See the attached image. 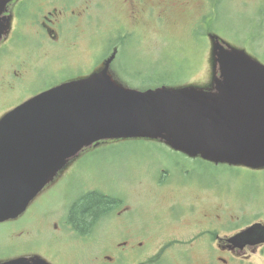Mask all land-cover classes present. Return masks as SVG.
Wrapping results in <instances>:
<instances>
[{
    "label": "flooded vegetation",
    "instance_id": "flooded-vegetation-1",
    "mask_svg": "<svg viewBox=\"0 0 264 264\" xmlns=\"http://www.w3.org/2000/svg\"><path fill=\"white\" fill-rule=\"evenodd\" d=\"M114 2L125 8L132 33L151 16L162 19L188 7L187 0ZM98 5V0H14L9 4L10 28L0 40V107L5 108L0 118L53 86L100 70L107 55L100 52L99 18L93 12ZM115 34L107 42L112 44L111 51L116 50L110 70L121 80L128 71L116 59L128 37L118 29ZM151 141L161 154L128 161L115 175L101 177L94 171L110 165L108 160L91 161L107 148L125 145L121 140L99 142L69 161L23 214L12 220L17 223L26 213L34 216L32 208L39 207L37 218L42 223L37 232L40 235L46 229L53 237L51 251L36 248L28 223L16 225L9 235L13 244H31L35 249L15 250L13 257L38 255L50 264H207L212 253L226 263L224 255L245 258L264 246L238 247L227 240L252 223L264 224V217L254 207L252 211L240 206L230 209L228 194L218 184L190 175L195 160L211 162ZM252 213L250 222L234 227ZM64 241L76 255L70 262L60 254Z\"/></svg>",
    "mask_w": 264,
    "mask_h": 264
},
{
    "label": "water",
    "instance_id": "water-1",
    "mask_svg": "<svg viewBox=\"0 0 264 264\" xmlns=\"http://www.w3.org/2000/svg\"><path fill=\"white\" fill-rule=\"evenodd\" d=\"M12 0H0V39L9 30ZM208 86L125 87L108 71L65 82L0 118V222L21 214L82 149L101 140H159L214 163L264 168V65L211 34ZM264 242L254 223L227 239ZM0 264H49L39 256Z\"/></svg>",
    "mask_w": 264,
    "mask_h": 264
},
{
    "label": "rangeland",
    "instance_id": "rangeland-1",
    "mask_svg": "<svg viewBox=\"0 0 264 264\" xmlns=\"http://www.w3.org/2000/svg\"><path fill=\"white\" fill-rule=\"evenodd\" d=\"M114 1L98 0V8L93 7V12H97L99 18L100 52L108 47L110 49L112 44L107 42L116 36L117 29L124 35L127 34L128 38L122 45V49L125 47L126 50L120 52L116 62L125 64V70L129 73L124 76L125 80L119 81L129 87L146 89L161 84H207L211 79L210 32L231 45L244 49L264 64V0H187L188 7L176 9L162 19L151 16L134 33L130 30L125 8H120ZM4 109L0 107V114ZM122 143L125 145L99 152L100 155L91 161L96 164V161L104 158L110 162V165L94 169L102 174L101 177L124 170L128 161L145 157L150 160L148 156L161 154L156 150L154 141L137 139ZM119 154L125 156L122 158ZM161 158L166 159L165 152ZM194 163L195 166L189 168L190 175L194 178H208L218 184L228 194L230 209L236 211L237 206H240L246 211H252L254 207L255 212L264 217V168L253 169L196 160ZM32 209L34 216L26 213L17 223L11 220L0 223V257H13L16 255L12 254L15 250L19 252L35 249V246L42 247L48 253L51 251L49 247L53 243V237L49 236L46 229H41L38 235L37 228L42 223L37 218L39 207ZM253 216V213L247 214L249 220L244 218L243 223L235 224L234 227L250 222ZM28 223L32 236L36 237L35 246L22 242L13 244L12 236L9 235L13 228ZM71 248L72 245L67 241L60 247V254L67 262L76 258ZM216 257L212 253L207 264H264V246L249 252L245 258L224 255L226 263L217 261L214 259ZM200 262L197 259V263Z\"/></svg>",
    "mask_w": 264,
    "mask_h": 264
}]
</instances>
